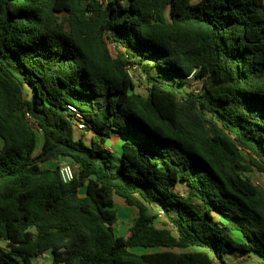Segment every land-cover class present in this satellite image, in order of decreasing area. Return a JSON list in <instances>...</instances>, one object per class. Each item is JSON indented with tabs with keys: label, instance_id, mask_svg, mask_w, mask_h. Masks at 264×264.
Listing matches in <instances>:
<instances>
[{
	"label": "trees",
	"instance_id": "16d2710c",
	"mask_svg": "<svg viewBox=\"0 0 264 264\" xmlns=\"http://www.w3.org/2000/svg\"><path fill=\"white\" fill-rule=\"evenodd\" d=\"M253 174L264 175V0H0V264L264 260ZM115 195L136 212L123 235Z\"/></svg>",
	"mask_w": 264,
	"mask_h": 264
},
{
	"label": "rangeland",
	"instance_id": "374dc122",
	"mask_svg": "<svg viewBox=\"0 0 264 264\" xmlns=\"http://www.w3.org/2000/svg\"><path fill=\"white\" fill-rule=\"evenodd\" d=\"M111 49H112V51L115 50L112 45H111ZM133 77L135 78V80L137 79L136 72L133 73ZM135 82L137 84H139V85L143 84L142 82L138 83V80H136ZM137 90L140 91V92H143L144 88L140 86V87L137 88ZM37 134L39 135V133H37ZM75 135H76V137H79L81 135H85V137L89 136L88 132H86L84 129H80V130L79 129H75ZM118 156L119 155H118V153L116 151L114 153H112V156H111V167H112V170H116V168L119 165ZM57 164H58V161H54L52 163L53 166L57 165ZM253 175H254V179L256 181H258L259 183L264 185V175H260V174H253ZM114 199H115V209H116L117 216H118V221H117V223H116V225L114 227L115 228V233H116V235H123V234H126L128 228L130 227L136 212H135L134 208L127 206L125 204L124 200L121 197L115 195ZM152 212L155 213L154 210H152ZM156 223L159 226H163L166 223L165 218L164 217H158L156 219ZM156 250H159V249H156V248H146V249L145 248H133L132 249V251H134L136 253H147V252H153V251H156ZM239 255H240L239 252L227 253V254L224 255L225 262L229 263V259L231 257H234V256L240 257ZM47 258L48 257L46 255H43L42 257L37 258L36 259V264H39L43 260L48 261ZM239 259L243 260V262L245 264H262L254 256H250V255H245V256H243V257H241Z\"/></svg>",
	"mask_w": 264,
	"mask_h": 264
},
{
	"label": "built area",
	"instance_id": "2783aa9c",
	"mask_svg": "<svg viewBox=\"0 0 264 264\" xmlns=\"http://www.w3.org/2000/svg\"><path fill=\"white\" fill-rule=\"evenodd\" d=\"M127 69L129 71V74L131 76H133V73H135V69H134V66H127ZM134 78V77H133ZM188 78L190 79L191 78V75L188 76ZM137 80V79H136ZM135 78H134V81H136ZM196 84H198L197 82H193ZM195 91H199V88H195ZM76 115H75V127L77 129H85V123H84V120L83 118L77 113V110L73 107V106H68ZM26 117L27 119L30 120V124L35 128V130L37 132H39V128L37 127V125L32 121L31 117L29 114H26ZM106 150L110 151L111 152V149L110 147H105ZM57 168H58V171H59V175H60V178L61 180L64 182V183H68L70 181H72L73 177H74V173H73V168H72V165L66 161V160H59L58 161V164H57ZM157 216L158 217H163V212L162 211H157Z\"/></svg>",
	"mask_w": 264,
	"mask_h": 264
},
{
	"label": "crops",
	"instance_id": "0c3cea01",
	"mask_svg": "<svg viewBox=\"0 0 264 264\" xmlns=\"http://www.w3.org/2000/svg\"><path fill=\"white\" fill-rule=\"evenodd\" d=\"M106 146L107 147H110L111 153H114L116 151L118 153V155H119V146H120V138H119V136H113V137H111L110 144H108ZM250 256H254L257 260H259L260 263L264 264V260L263 259H260V258H258L257 256H255L253 254H250Z\"/></svg>",
	"mask_w": 264,
	"mask_h": 264
}]
</instances>
